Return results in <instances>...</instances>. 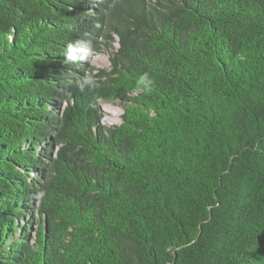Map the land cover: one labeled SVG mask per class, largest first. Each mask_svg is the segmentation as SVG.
I'll list each match as a JSON object with an SVG mask.
<instances>
[{"label":"trees","instance_id":"1","mask_svg":"<svg viewBox=\"0 0 264 264\" xmlns=\"http://www.w3.org/2000/svg\"><path fill=\"white\" fill-rule=\"evenodd\" d=\"M0 264H264V0H0Z\"/></svg>","mask_w":264,"mask_h":264},{"label":"clouds","instance_id":"2","mask_svg":"<svg viewBox=\"0 0 264 264\" xmlns=\"http://www.w3.org/2000/svg\"><path fill=\"white\" fill-rule=\"evenodd\" d=\"M93 49L91 44L85 40H76L67 44L64 51V62L66 64H77L79 62L87 61L92 55ZM83 84L88 85V88H96L97 84L92 75H86L82 79ZM140 83L144 86L145 91H149L147 74L141 77ZM79 87L83 90L85 87L79 83Z\"/></svg>","mask_w":264,"mask_h":264},{"label":"rangeland","instance_id":"3","mask_svg":"<svg viewBox=\"0 0 264 264\" xmlns=\"http://www.w3.org/2000/svg\"><path fill=\"white\" fill-rule=\"evenodd\" d=\"M117 47V44L114 45ZM91 67L96 69H109V63L106 55L93 54L87 60ZM101 118L99 122L101 125H114L120 122V116L122 114L121 106L117 102L112 103H100Z\"/></svg>","mask_w":264,"mask_h":264}]
</instances>
